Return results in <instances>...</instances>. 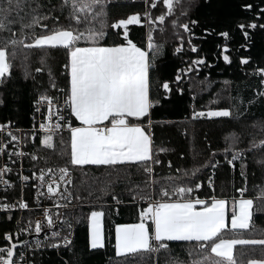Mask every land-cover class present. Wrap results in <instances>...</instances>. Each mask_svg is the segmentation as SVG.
<instances>
[{"label":"snow or ice","instance_id":"1","mask_svg":"<svg viewBox=\"0 0 264 264\" xmlns=\"http://www.w3.org/2000/svg\"><path fill=\"white\" fill-rule=\"evenodd\" d=\"M163 10L156 15L151 9H156L158 0H142L143 13H133L126 18L117 19L110 24L107 21V8L111 0H60L59 5L48 0L47 6L39 0H0V33H10L3 38L0 46V84L11 77L12 61L17 58L18 51L22 49H37L40 53L39 62L48 68L49 86L52 94L47 91L40 93L34 100V116L39 113L47 123H40L39 129L43 134L39 143L46 148H53L54 135L60 134V142L67 143L66 156L63 166H47L31 173V177L18 172L22 184L27 185L31 180V187L37 189V197H44L52 202L57 209L53 214L47 207L42 208L43 221L29 220L27 225L20 227L17 221L15 233L5 232L2 238L4 244L0 245V264H36L35 254L43 249H60L63 247L71 251V232L63 236L61 228H72V223L67 220L69 213L60 212L66 208L72 199L80 200L79 195H73L69 188L73 185L72 171L83 170L85 166L103 167L109 175L123 170L128 172L136 168L142 179L140 183L129 186L130 198L133 203L139 199L137 206L138 222L116 223L115 253L117 257H125L123 264H128V257L132 258L147 254L169 255L173 242H182L187 249L188 261L177 258L173 264H236L233 249L237 245L264 246V239H245L243 231L249 230L253 217L254 199L244 196L247 191V177L244 169L246 163L241 164V176L244 177L245 187L235 189L240 193V198L217 196L216 185L211 176L208 177L207 189L204 198H201V189L204 187L199 182L196 173L201 168H215L218 161H208L195 167L191 173L185 171L182 175H160L155 166L161 165L160 153L167 151L163 147L157 148L153 139L152 110L162 107L163 102L171 98L175 91L183 94L180 82L191 72H198L202 66L211 67L207 63L206 54L193 40L196 37L193 28L199 21L188 17L187 10L181 9V15L186 20L175 17V4L180 0H161ZM203 6L212 8L216 0H199ZM192 0H188L191 7ZM217 6H221L217 4ZM45 7L47 12L42 11ZM250 18L235 20V29L243 38L244 43L240 48L248 51L252 47V31L264 30V7L259 10L247 0H242L238 5ZM59 14H54L56 12ZM66 13V15H65ZM68 21L67 25L60 24L61 18ZM166 17L171 18L173 35L179 41L174 48V54H182L185 45L189 52L195 54L190 58L184 68H177L174 81L160 78L155 81L153 90V71L157 68L156 60L163 50L162 44L154 43L153 26L157 21L164 24ZM43 21H51L52 26ZM146 25L149 29L146 46H138L130 36L129 25ZM18 25V29L14 27ZM39 28L41 31L37 32ZM108 29L115 31H108ZM182 29L183 32H177ZM30 30V31H26ZM164 32L163 28L159 29ZM204 33L210 35L215 29L205 27ZM186 34V35H185ZM224 43L218 45L220 49L215 55L222 57L225 64H231L229 43L233 37L229 31H220ZM115 37V39H111ZM143 43V40H142ZM50 50L62 51L64 60L60 67L53 72L47 64ZM29 53L24 54L27 60ZM250 56H241L240 64L247 65ZM37 73L43 71L41 67L35 68ZM252 74L259 78V83L264 86V67L252 69ZM28 72H25V78ZM57 77L64 78V87L57 83ZM62 94V97L61 95ZM257 97H264V89L257 90ZM62 99V103H61ZM3 100H0V104ZM252 103V101H249ZM231 117L228 109L192 112V118L200 117ZM53 118L55 123L53 124ZM12 122L0 123V156H7L9 160L15 156L16 163L28 155L31 161L39 157L22 151H9V146L17 148L22 139L27 135L36 137L35 128L23 136L16 135L22 132L13 129ZM253 128H258L264 133V122L254 123ZM68 133L67 141L63 133ZM248 145L237 148L240 136L232 133L225 137L224 151L232 152V159L228 161L234 167V161L245 157L247 152H260L261 158L256 162L264 166V136L257 139L250 134ZM15 142V143H13ZM216 153L212 152L211 156ZM47 165V162H46ZM21 169L23 164L20 165ZM169 170L172 162H167ZM13 171L8 161L0 167V185L5 192L13 187L10 179L5 176ZM181 170L176 169L179 173ZM187 178V179H186ZM194 178V179H193ZM117 179L119 177L117 176ZM38 181L39 183H35ZM46 187V192L41 189ZM61 185H64L61 191ZM133 189H138L134 191ZM112 199L120 203L116 194ZM231 199V203H230ZM7 196L0 197V210L5 212L12 208L28 209L29 205L22 198L16 203L2 202ZM65 201L66 203H58ZM261 210H264V198L260 199ZM36 206L40 207L37 199ZM119 214V209H116ZM55 215V219H53ZM103 211H91L88 216V242L90 249H99L105 246L101 218ZM11 220L12 217L8 216ZM47 230L43 240L33 242L19 240L21 234L37 236ZM15 235V239H14ZM24 248L27 250L20 251ZM29 254L32 258H29ZM159 255H157V262ZM63 264H69L67 260ZM248 264H264V259L250 260Z\"/></svg>","mask_w":264,"mask_h":264},{"label":"trees","instance_id":"2","mask_svg":"<svg viewBox=\"0 0 264 264\" xmlns=\"http://www.w3.org/2000/svg\"><path fill=\"white\" fill-rule=\"evenodd\" d=\"M47 6L48 0H39ZM242 0H216L212 8H208L199 3V0H192L191 7H188V0H180L175 4V17L179 20H186L187 17L181 15V9H186L188 17L199 21V25L193 28L196 37L193 42L198 45L201 54H206V60L211 67L202 66L198 72L188 73L180 82L183 94L175 91L176 84L172 83L174 89L171 98L163 102L162 107L152 110L153 139L157 148L163 147L167 151L160 153L162 164L155 166V170L160 175H182L185 171H191L200 164L208 161H218L216 167L201 168L196 175L199 182L204 187L198 195L204 198L207 189L208 177L211 176L216 185V195L238 197L240 193L235 189L245 187L244 177L241 176V164L246 163L244 169L247 177L245 197L254 199L253 217L249 230L243 231L245 239H264V210H261L260 199L264 198V166L256 161L261 158L260 152H247L245 157L235 160L234 167L228 163L232 159V152H225V137L232 133L240 136L237 148H245L252 136L257 139L264 136L258 128H253L254 123L264 122V97H257V90L264 89L259 83V78L252 74V69L264 67V30L252 31V47L245 51L240 48L244 43L235 29V20L250 18V14L240 9L238 5ZM259 10L264 7V0H247ZM53 4L59 5L60 0H52ZM217 4L221 6H217ZM42 11L47 12L45 7ZM144 5L142 0H111L107 8V21L111 22L126 18L133 13H143ZM153 13L159 15L163 10L162 2L158 1L156 9H151ZM54 14H59L57 11ZM66 15V13H65ZM52 26L51 21H43ZM68 21L63 17L60 24L67 25ZM18 29V25H15ZM209 27L215 29L210 35L204 33L203 29ZM164 32L160 33L159 29ZM30 31V30H26ZM37 32L41 31L39 28ZM108 31H115L108 29ZM149 29L146 25H129L130 36L138 46H146V36ZM177 32H183L177 29ZM220 31H229L232 39L228 41L231 52V64H225L222 57H217L220 49L218 45L224 43V38L220 37ZM10 33H0V46L3 45V38ZM186 35V34H185ZM154 43L162 44L163 50L156 60L157 68L153 71V90L155 81L160 78L174 81L177 68H184L190 58H195L185 45L182 54H174V48L179 41L173 35L171 18L166 17L165 23L159 21L153 26ZM115 39V37H111ZM143 40V43H142ZM28 52L27 60L24 54ZM241 56H250L252 59L247 65L239 62ZM40 53L37 49H22L18 51L17 58L12 61L11 77L3 84H0V123L12 122V126L27 128L31 124L33 113V102L40 93L47 91L53 93L49 86L48 68L39 62ZM64 60L62 51L50 50L47 57V64L53 68V72L60 67ZM41 67L42 72L37 73L35 68ZM28 77L25 78V72ZM57 83L64 87V78L57 77ZM62 97V94H60ZM252 101V103H249ZM228 109L232 116L206 118H192L193 110L205 111ZM67 141L68 133L63 134ZM67 143L60 142V135L54 136L53 148L42 147L39 157L43 166L57 165L63 166L66 156L63 153L67 150ZM215 152L213 157L211 153ZM171 160L172 169L169 170L167 162ZM47 162V165H46ZM179 168L181 171L176 172ZM117 176L119 179H117ZM73 193L79 195L80 200H76L77 210L70 213V217L75 220V236L71 251L62 250L48 251L39 257L38 264H63L67 260L69 264H123L125 257H117L115 253V233L116 223L138 222L137 201L132 202L130 198L129 186L140 183L142 177L136 168H131L128 172L123 170L109 175L108 170L96 166H85L83 170H73ZM187 179V178H186ZM194 179V178H193ZM138 191V189H133ZM116 194L119 200L125 205L115 207L112 195ZM119 209L117 214L116 209ZM103 211L104 213V237L105 247L92 250L89 248L88 216L91 211ZM11 216V215H10ZM13 218V216H11ZM3 224L1 232H8L12 228V221L8 222L1 218ZM187 249L182 242H173L171 253L161 252L160 254L145 253L143 256L128 257V264H173L180 258L188 261ZM157 255L159 260L157 262ZM234 258L236 264H248L250 260L264 259V246L260 245H239L235 248Z\"/></svg>","mask_w":264,"mask_h":264},{"label":"built area","instance_id":"3","mask_svg":"<svg viewBox=\"0 0 264 264\" xmlns=\"http://www.w3.org/2000/svg\"><path fill=\"white\" fill-rule=\"evenodd\" d=\"M61 103H62V99H61ZM33 113L31 115V124L29 127L27 128H18L15 126L11 127L13 129H20L22 130V132H16V135L18 136H23L24 134L29 133V130H32L33 128H35L36 130V137H33L31 135H27L26 139H22L19 146L17 148H12L11 146H9V151H22L25 153H29V154H36L39 157V151L42 147H44L43 145H41L39 143V139L42 138V133L40 132L39 129V125L40 123H47V121H44L39 113H35V119H33L34 116V104H33ZM55 118H53L52 123L54 124ZM5 123V122H4ZM67 132L65 131L63 134H66ZM60 135V134H57ZM55 136V135H54ZM53 136V137H54ZM0 138H3L5 140L9 139L7 136H2ZM15 143V142H13ZM13 160H17V158L15 156L12 157V160H9L8 157L5 156H0V167H2L5 163V161H8L9 167L13 168V171L9 174H7L5 176V179H10V182L12 183L13 187L9 188L7 190V192H5L3 185H0V197H4L7 196V200H4L2 202H6V203H16L17 200L19 199H23L25 202L28 203L29 208L28 209H19V208H12L9 211L5 212L3 210H0V237L3 236V234L1 232V226L3 224V221L1 218H6L4 219V223L5 221H12V228L10 231H12L13 233H15V230L17 229L18 225H17V221H20V227H24L27 225V222L29 220H31L33 222V226H34V222L36 220H42L43 221V213H42V208L43 207H47L53 214L56 213L57 209L54 208L52 206V202L49 200H46L44 197H37V189L35 187H31V184L34 182L33 180L30 179V181L27 183V185L22 184V182L19 180L18 178V172H22L23 175H27L31 177V173L33 171L37 172V175L39 174V169L40 168H45V171H47V166H43L41 164V160L40 157L36 160V161H31L30 160V156L26 155L24 157H22L20 160H18L16 163H12ZM21 163L23 164V167L21 169L20 165ZM72 175V180H73V185H74V178H73V171L71 173ZM35 183H39L38 181H35ZM73 185L69 188V191L73 193ZM46 187L47 185L44 186L43 189H41V191H45L46 192ZM65 186L61 185V191H63V188ZM74 195V193H73ZM37 199L40 200V207L36 206V201ZM58 203H66L65 201H58ZM115 205V207L118 206H122L125 205V203L120 200V203L117 204L116 201H113V203ZM137 204H141V202L139 201V199H137ZM79 205L77 204L75 199L71 200V203H69L67 205L66 208H60L59 211L60 212H66L69 213V215L67 216V220L69 222L72 223V228L69 230L66 227L61 228V235L63 236L65 233H67L68 231L71 232V240H72V244L74 241V236H75V220L74 217H70V213H73L74 210H77V207ZM13 216V218L11 220L8 219V216ZM53 219H55V215H53ZM45 224L47 223L46 221H43ZM45 231H47L45 229ZM45 231H42L38 236L33 233L35 236L31 239L30 242H33L36 239H40L43 240L45 235H48L49 233ZM32 235V234H31ZM31 235H26V234H21L18 238L19 240H26L29 236ZM14 239H15V235H14ZM4 244V240L2 238H0V245ZM72 248V245H71ZM20 251H25L27 252L26 249L21 248L19 249ZM62 250H66L63 247H61L60 249H43L42 251H38L35 254V260H36V264H38L39 262V257L48 251H57L60 252ZM29 258H32L31 255L29 254Z\"/></svg>","mask_w":264,"mask_h":264},{"label":"crops","instance_id":"4","mask_svg":"<svg viewBox=\"0 0 264 264\" xmlns=\"http://www.w3.org/2000/svg\"><path fill=\"white\" fill-rule=\"evenodd\" d=\"M236 198H240V196H238V197H236ZM246 198H248V197H246ZM230 203H231V199H230ZM101 222H102V229H103V233H104V215H103V217L101 218ZM237 231H241V230H237ZM104 244H105V240H104ZM237 246H239V245H237ZM237 246H235L234 247V249H233V256H234V253H235V248L237 247ZM105 247V246H104ZM103 247V248H104ZM99 249H102V248H99ZM92 250H95V249H92Z\"/></svg>","mask_w":264,"mask_h":264},{"label":"water","instance_id":"5","mask_svg":"<svg viewBox=\"0 0 264 264\" xmlns=\"http://www.w3.org/2000/svg\"><path fill=\"white\" fill-rule=\"evenodd\" d=\"M47 231H45V233H46ZM35 235L34 234H32L31 236H29L26 240H24V241H31V239L34 237Z\"/></svg>","mask_w":264,"mask_h":264},{"label":"rangeland","instance_id":"6","mask_svg":"<svg viewBox=\"0 0 264 264\" xmlns=\"http://www.w3.org/2000/svg\"><path fill=\"white\" fill-rule=\"evenodd\" d=\"M159 1V0H158ZM161 1V0H160ZM206 118H208L207 116H205ZM212 118H217V117H212ZM52 143H54V137L52 139Z\"/></svg>","mask_w":264,"mask_h":264}]
</instances>
